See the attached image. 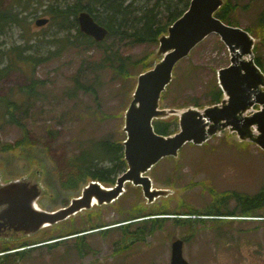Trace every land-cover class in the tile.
I'll use <instances>...</instances> for the list:
<instances>
[{
    "label": "rangeland",
    "instance_id": "1",
    "mask_svg": "<svg viewBox=\"0 0 264 264\" xmlns=\"http://www.w3.org/2000/svg\"><path fill=\"white\" fill-rule=\"evenodd\" d=\"M46 1L30 5L22 26L8 28L0 38L3 49L22 44L25 37L40 53L46 54L47 48L55 51L35 68L36 78L44 81L38 99L22 92L31 84L28 66L18 65L0 77V97L22 104L18 111H26L24 123L34 142L11 151L0 150V185L22 179L37 181L41 194L36 205L54 211L82 194L91 181L74 189L63 186L65 160L88 139L126 138L125 112L139 73L153 67L162 56L157 54L159 40H125L115 44L116 48L133 59L148 56L147 68L144 60L128 77L110 70L97 72L91 66L102 56L96 46L86 50L49 42L63 34L44 12ZM13 3L0 0L1 7L15 6ZM230 5L234 8L231 19L252 30L255 56L264 58V30L257 23L264 0H231ZM39 17H47L49 22L39 26ZM230 62L229 49L220 36L209 35L176 64L160 106L183 111L193 106L189 103H202L198 108L209 105L210 91L218 83L217 71ZM77 76L100 85L97 98L73 92ZM5 113L0 103V148L23 135L22 128L8 122ZM162 120L179 123V116ZM234 135L227 129L202 145L187 143L177 157L162 159L148 174L155 188L169 192L153 203L147 201L141 187L128 182L112 203L94 204L36 233L16 235L18 239L0 237V264H170L174 236L184 239V256L191 264H264V202L250 209L244 205L248 198L264 194V150L250 142H238ZM152 213L157 214L147 215ZM154 217H165L162 228L151 230ZM176 219L190 221L177 223ZM143 225H147L144 233L138 229ZM69 233L73 234L66 235Z\"/></svg>",
    "mask_w": 264,
    "mask_h": 264
},
{
    "label": "water",
    "instance_id": "2",
    "mask_svg": "<svg viewBox=\"0 0 264 264\" xmlns=\"http://www.w3.org/2000/svg\"><path fill=\"white\" fill-rule=\"evenodd\" d=\"M224 0H191L188 8L159 38L157 54L162 58L138 76L133 98L125 112L123 127L126 138L124 160L127 167L112 185L91 180L82 194L54 211L36 205L41 194L38 182L14 180L0 185V222L10 223L26 234L36 233L48 225L68 219L96 204L116 201L130 182L141 187L149 203L168 194L155 188L148 174L162 159L177 157L187 143L202 145L224 130L235 134L238 142H250L264 150V71L255 59V37L241 26L231 25L217 16ZM49 22L39 17L37 25ZM82 32L103 41L108 28L87 10L78 14ZM211 34L220 36L230 52V64L217 71L218 85L223 92L220 102L203 108L190 106L183 111L162 108L163 93L173 78L176 64ZM174 114L179 116L178 130L162 134L155 122ZM184 239L174 236L170 264H191L184 256Z\"/></svg>",
    "mask_w": 264,
    "mask_h": 264
},
{
    "label": "trees",
    "instance_id": "3",
    "mask_svg": "<svg viewBox=\"0 0 264 264\" xmlns=\"http://www.w3.org/2000/svg\"><path fill=\"white\" fill-rule=\"evenodd\" d=\"M190 1L191 0H150L147 3H140V0H47L45 2L46 8L44 12L51 15L52 22L55 23L57 32L63 34L61 38L54 41L50 40L49 42L59 41L62 46L86 50L96 46L102 56L99 60L91 64L95 71L104 72L110 70L118 76L128 77L131 75V69L136 68L144 60L146 61L144 67L147 68L148 56L143 59H133L131 56L123 55L120 50L116 48V45L125 40L135 43H158L160 36L166 33L168 27L183 14L188 8ZM230 1L231 0H227L226 3L220 7L217 16L228 24L239 26V24H236L235 21L231 19V12L234 8L230 5ZM39 2H41V0H14L13 4H15V6H0V38L6 33L8 28L12 26H22L26 18V16H24L26 9L29 8L30 5L38 4ZM18 6L21 8H18ZM82 10L89 11L100 24L108 28V35L103 41H96L93 37L81 31L78 23V14ZM257 23L259 28L264 30V9L261 11ZM247 30L252 33V35H255L249 28H247ZM22 39L24 40L22 44H14L7 49L0 48V64H3L2 67L0 66V77L15 70V67L18 65L28 66L32 70L30 76L31 84L23 88L22 92L26 94V96H33L38 99V88L43 86L44 81L36 78L37 72L35 68L45 59L52 57L55 51H51L47 48L45 52L47 55L40 53L35 48V43H30L29 39L27 40L25 37H22ZM107 42L110 44L107 45ZM44 55L47 57H44ZM255 59L257 64L264 71L263 56L257 54ZM74 83L73 92L83 91L94 95L96 98L98 97L100 85H98L97 82H83L79 79V76H77L74 79ZM222 97L223 92L218 83H215L210 91L209 105L220 102ZM0 99L2 100L0 103L6 111L7 121L15 123L23 130V135L20 139H17L14 143L3 145L0 150L11 151L21 146H30L34 144L30 137L29 129L24 123L25 116L23 115L26 111H24L23 114L19 112L22 104L15 102L8 96L0 97ZM189 104L200 107L202 105V103L199 102ZM18 112L21 117L18 116ZM178 126V122L174 120H157L155 122L156 130L162 134L174 133L178 130ZM123 141L124 139L122 141L111 139H88L84 141L80 146L81 149L77 153L69 155L65 160V166L63 168L61 165V173L67 177L65 181H62L63 186L68 189L78 188L88 179L98 180L108 185L114 184L120 173L124 172L127 167L126 161L124 160ZM260 201L264 202V194L262 193H259L253 198H248L244 205L247 204L246 207H248V209L255 208ZM244 212L248 213V211ZM154 214L157 213L147 215ZM143 216L144 214L137 217L140 218ZM164 218L165 217H154L150 221L151 230L162 228L165 220ZM188 221H190V219H176L177 223H186ZM147 222L148 221H144V223ZM126 227H128V225H126ZM138 229L140 232L144 233L147 229V225H143ZM71 234L73 233L66 235Z\"/></svg>",
    "mask_w": 264,
    "mask_h": 264
},
{
    "label": "flooded vegetation",
    "instance_id": "4",
    "mask_svg": "<svg viewBox=\"0 0 264 264\" xmlns=\"http://www.w3.org/2000/svg\"><path fill=\"white\" fill-rule=\"evenodd\" d=\"M24 232L21 231V230H16L14 228V226H12L10 223L8 222H5V221H1L0 222V237L2 239H8L10 241V239L12 237V239H18V237H16V235H19V234H23ZM17 251V250H16ZM19 251V250H18ZM6 256V254H5ZM4 256V257H5ZM8 256V255H7Z\"/></svg>",
    "mask_w": 264,
    "mask_h": 264
},
{
    "label": "bare ground",
    "instance_id": "5",
    "mask_svg": "<svg viewBox=\"0 0 264 264\" xmlns=\"http://www.w3.org/2000/svg\"><path fill=\"white\" fill-rule=\"evenodd\" d=\"M94 204H96V200H94Z\"/></svg>",
    "mask_w": 264,
    "mask_h": 264
}]
</instances>
